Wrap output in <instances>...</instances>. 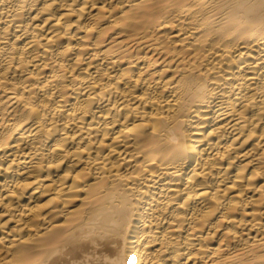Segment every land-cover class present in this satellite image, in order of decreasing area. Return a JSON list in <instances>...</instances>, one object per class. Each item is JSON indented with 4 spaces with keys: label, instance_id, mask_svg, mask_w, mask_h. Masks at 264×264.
<instances>
[{
    "label": "bare ground",
    "instance_id": "6f19581e",
    "mask_svg": "<svg viewBox=\"0 0 264 264\" xmlns=\"http://www.w3.org/2000/svg\"><path fill=\"white\" fill-rule=\"evenodd\" d=\"M0 264H264V0H0Z\"/></svg>",
    "mask_w": 264,
    "mask_h": 264
}]
</instances>
